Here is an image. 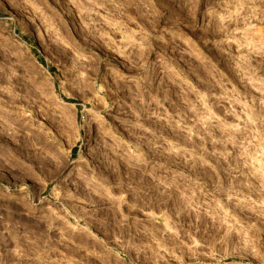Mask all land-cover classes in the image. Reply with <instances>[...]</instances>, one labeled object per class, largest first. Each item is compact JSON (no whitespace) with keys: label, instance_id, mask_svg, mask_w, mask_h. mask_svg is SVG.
<instances>
[{"label":"rangeland","instance_id":"obj_1","mask_svg":"<svg viewBox=\"0 0 264 264\" xmlns=\"http://www.w3.org/2000/svg\"><path fill=\"white\" fill-rule=\"evenodd\" d=\"M0 157L20 264H264V0H0Z\"/></svg>","mask_w":264,"mask_h":264},{"label":"clouds","instance_id":"obj_2","mask_svg":"<svg viewBox=\"0 0 264 264\" xmlns=\"http://www.w3.org/2000/svg\"><path fill=\"white\" fill-rule=\"evenodd\" d=\"M3 158V157H0ZM50 183L59 184V181L61 179L60 176L56 174V171L53 170L51 175L48 177ZM67 179V177H65ZM73 237L71 234H68L66 237L58 238V239H46L42 240L40 242H31L29 245H25V247L31 248L34 245V252H40L42 256H46L48 253H53L56 248H58L60 245H64L65 247H69L72 244ZM21 243L23 244V238H20ZM31 260H35V255H31L29 257ZM0 264H20V262L13 258L10 254H5L3 252H0ZM45 264H54V262L51 260L50 256H46Z\"/></svg>","mask_w":264,"mask_h":264},{"label":"bare ground","instance_id":"obj_3","mask_svg":"<svg viewBox=\"0 0 264 264\" xmlns=\"http://www.w3.org/2000/svg\"><path fill=\"white\" fill-rule=\"evenodd\" d=\"M88 124H87V126L86 127H84V131H85V137H84V139H83V142H82V144H85V146H87L88 145V143H89V136H88ZM159 195V194H158ZM160 197V196H159ZM158 197V198H159ZM157 198V197H156ZM136 199H138V198H136ZM159 199H161V197L159 198ZM155 200V199H154ZM156 201V200H155ZM158 201V200H157ZM161 201V200H160ZM159 202V201H158ZM138 204V203H137ZM129 205V204H128ZM132 207H130V209H131ZM167 223V222H166ZM123 233V232H122Z\"/></svg>","mask_w":264,"mask_h":264},{"label":"trees","instance_id":"obj_4","mask_svg":"<svg viewBox=\"0 0 264 264\" xmlns=\"http://www.w3.org/2000/svg\"><path fill=\"white\" fill-rule=\"evenodd\" d=\"M67 101L72 102V103L75 102L74 100H67Z\"/></svg>","mask_w":264,"mask_h":264}]
</instances>
